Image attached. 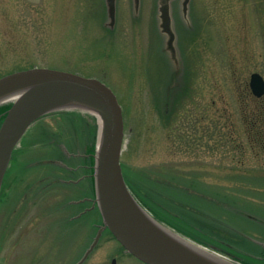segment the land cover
<instances>
[{"label":"rangeland","instance_id":"obj_1","mask_svg":"<svg viewBox=\"0 0 264 264\" xmlns=\"http://www.w3.org/2000/svg\"><path fill=\"white\" fill-rule=\"evenodd\" d=\"M183 1L169 0V45L160 0H115L113 21L106 0H0V75L42 66L103 80L122 108L121 167L138 202L164 225L177 221L163 207L173 204L190 229L264 242V129L253 122L264 95L249 88L251 73L264 78V0H188L186 11ZM72 110L82 121L48 113L13 151L0 264H72L102 222L98 210L83 212L94 199L83 156L94 155L99 125L87 111H59ZM103 244L118 241L104 230L86 264Z\"/></svg>","mask_w":264,"mask_h":264},{"label":"water","instance_id":"obj_2","mask_svg":"<svg viewBox=\"0 0 264 264\" xmlns=\"http://www.w3.org/2000/svg\"><path fill=\"white\" fill-rule=\"evenodd\" d=\"M137 1V0H136ZM188 0L183 1V10ZM111 20L115 0H106ZM160 27L171 44L173 32L169 0H160ZM249 87L264 95V78L250 74ZM15 95L0 124V190L13 150L27 129L42 116L59 110L80 109L92 114L99 125L94 153V199L101 224L80 261L81 264L108 229L134 257L146 264H235L215 254H203L174 237L180 234L154 218L130 191L121 167L124 138L122 108L114 91L96 77L49 67L32 66L0 76V105ZM100 118V122L98 121ZM187 240V239H186Z\"/></svg>","mask_w":264,"mask_h":264},{"label":"flooded vegetation","instance_id":"obj_3","mask_svg":"<svg viewBox=\"0 0 264 264\" xmlns=\"http://www.w3.org/2000/svg\"><path fill=\"white\" fill-rule=\"evenodd\" d=\"M160 205V200L156 201ZM176 203V201H170ZM163 207L172 214L176 220V222H172L168 219H163L162 221L168 226L177 229L180 233L190 237L192 240L202 243L209 248L221 250L226 255H229L236 260L240 261L243 264H264V242L263 241H255L252 239L251 242H246L241 240V238L247 240L249 237L246 236L247 232L236 234L234 232H226V231H212V230H203L197 229L193 226L192 229L189 228V225H192V222L186 219L180 210H178L173 204H166ZM178 207V206H177ZM189 224V225H188ZM184 225V226H181ZM240 237V238H238ZM92 242V241H91ZM91 243L78 247L81 251H78V257L74 260L72 264H76L82 258L83 254L89 248ZM99 241L95 244L93 249L89 252L88 256L81 264H86L89 260L90 256L97 251ZM110 245V246H109ZM103 244V247L100 248L99 254L101 257L97 258L92 264H146L143 261L134 257L131 253H129L122 245L118 244ZM102 246V245H101Z\"/></svg>","mask_w":264,"mask_h":264},{"label":"trees","instance_id":"obj_4","mask_svg":"<svg viewBox=\"0 0 264 264\" xmlns=\"http://www.w3.org/2000/svg\"><path fill=\"white\" fill-rule=\"evenodd\" d=\"M28 67V66H27ZM20 69V68H19ZM16 70V69H15ZM13 71V70H12ZM11 72V71H10ZM8 73V72H7ZM5 74V73H4ZM3 74H1L0 76H2ZM166 100H167V102L170 100H168L167 98H166ZM1 106H3V105H0V108H1ZM56 113H61V115H63V116H73L75 119H77V120H81L82 121V114H81V112H79V111H77V110H72V111H57ZM255 113V112H254ZM257 115H254V117H255V121H253L254 123H256L257 124V126L259 127V128H263L264 129V110H260L258 113H256ZM252 117H253V115H252ZM256 117H258V119H256ZM73 118V119H74ZM74 119V120H75ZM69 120V119H68ZM70 121V120H69ZM70 122H72V121H70ZM74 122H77V121H74ZM249 138L251 137V136H248ZM95 138H96V126L95 125H93L91 128H90V130H89V134H88V140H89V142L91 143V145H92V147H94V142H95ZM257 140H258V138H256ZM90 152V151H89ZM83 159L86 161L85 163L88 165V174H87V177L86 178H84V181H87L88 182V184H89V188H90V195H92L93 197H94V184H93V175H92V172H93V164H94V157H93V155H92V153H89V155H85V156H83ZM124 178H125V181H126V183L129 185V187L132 189V188H134V190H136L138 187L136 186V184H135V180H136V178H135V176H134V178L131 176V175H129V174H125L124 175ZM87 179V180H86ZM133 190V191H134ZM135 192V191H134ZM136 193V195L138 196V197H143V195L142 194H140L139 192H135ZM94 210H97L96 208L94 209Z\"/></svg>","mask_w":264,"mask_h":264},{"label":"bare ground","instance_id":"obj_5","mask_svg":"<svg viewBox=\"0 0 264 264\" xmlns=\"http://www.w3.org/2000/svg\"><path fill=\"white\" fill-rule=\"evenodd\" d=\"M13 97H15V95H12V96H9L8 98H6V100H4V103H8L9 101L13 100ZM2 102V104H4ZM1 104V105H2ZM98 121L100 122V118L98 117ZM174 237L178 238V239H181V241L187 243V245L193 247L194 249H197L199 250L200 252H202L203 254H212V252L208 251L207 249L201 247L200 245H197V244H194L193 242L191 241H188L186 239H183V238H180L178 235L176 234H172ZM214 254V253H213ZM216 255V254H215ZM234 263V262H233ZM235 264H238V263H235Z\"/></svg>","mask_w":264,"mask_h":264}]
</instances>
